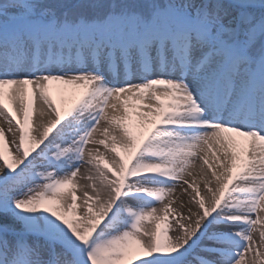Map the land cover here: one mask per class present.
<instances>
[{"label": "snow or ice", "instance_id": "6c2138e0", "mask_svg": "<svg viewBox=\"0 0 264 264\" xmlns=\"http://www.w3.org/2000/svg\"><path fill=\"white\" fill-rule=\"evenodd\" d=\"M0 121V264H264V0H0Z\"/></svg>", "mask_w": 264, "mask_h": 264}, {"label": "bare ground", "instance_id": "6f19581e", "mask_svg": "<svg viewBox=\"0 0 264 264\" xmlns=\"http://www.w3.org/2000/svg\"><path fill=\"white\" fill-rule=\"evenodd\" d=\"M0 126H3L5 129H7V124H5L3 121H0ZM9 140H11V136H9ZM179 193H180V189H177V195H179Z\"/></svg>", "mask_w": 264, "mask_h": 264}, {"label": "rangeland", "instance_id": "374dc122", "mask_svg": "<svg viewBox=\"0 0 264 264\" xmlns=\"http://www.w3.org/2000/svg\"><path fill=\"white\" fill-rule=\"evenodd\" d=\"M83 171V170H82ZM78 195H79V193H78Z\"/></svg>", "mask_w": 264, "mask_h": 264}]
</instances>
